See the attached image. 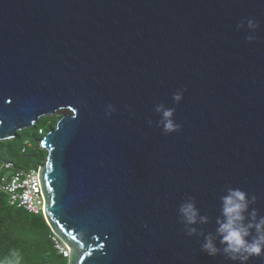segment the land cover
I'll return each instance as SVG.
<instances>
[{
  "label": "water",
  "instance_id": "water-1",
  "mask_svg": "<svg viewBox=\"0 0 264 264\" xmlns=\"http://www.w3.org/2000/svg\"><path fill=\"white\" fill-rule=\"evenodd\" d=\"M58 110L38 174L67 264H238L177 210L194 196L214 233L233 187L264 215V0H0V141Z\"/></svg>",
  "mask_w": 264,
  "mask_h": 264
},
{
  "label": "clouds",
  "instance_id": "clouds-1",
  "mask_svg": "<svg viewBox=\"0 0 264 264\" xmlns=\"http://www.w3.org/2000/svg\"><path fill=\"white\" fill-rule=\"evenodd\" d=\"M246 23L250 30L258 27V23L252 18L247 19ZM244 26V22H241L237 27L239 29ZM246 39L251 42L254 37L249 35ZM184 91L186 89L173 93L175 103L178 104L183 100ZM115 110L113 105H107L106 115L111 116ZM154 111L160 116L158 126L164 134L181 130L182 125L174 119V108L159 103ZM148 123L151 125L152 121L149 120ZM219 199L220 216L215 221V232L205 233L197 226L208 224L210 218L201 213L194 196L186 197L177 210L185 233L189 237H203L201 250L213 257L223 255L238 264H248L253 258L264 257V215L260 214L259 209L252 207L257 203L258 197L241 188L228 187ZM13 255L16 253L13 252Z\"/></svg>",
  "mask_w": 264,
  "mask_h": 264
},
{
  "label": "trees",
  "instance_id": "trees-1",
  "mask_svg": "<svg viewBox=\"0 0 264 264\" xmlns=\"http://www.w3.org/2000/svg\"><path fill=\"white\" fill-rule=\"evenodd\" d=\"M44 127L33 126L35 141L25 146L20 144L19 156L12 148L21 137L20 131L13 139L0 141V145L9 146L10 153L0 150V158H10L17 168L29 169L26 161L22 162L26 154L34 156L33 166L39 168L44 161L46 153L40 146V139L54 127L57 116H47ZM53 234L43 214H32L22 208L8 203L7 195L0 191V264H55L56 256L63 259L62 264H67L68 256L59 252L54 245ZM13 252L16 255H13Z\"/></svg>",
  "mask_w": 264,
  "mask_h": 264
},
{
  "label": "built area",
  "instance_id": "built-area-1",
  "mask_svg": "<svg viewBox=\"0 0 264 264\" xmlns=\"http://www.w3.org/2000/svg\"><path fill=\"white\" fill-rule=\"evenodd\" d=\"M38 170L17 168L12 160L0 158V191L7 195L10 205L43 214L45 200ZM53 241L57 250L66 255L67 247L56 236Z\"/></svg>",
  "mask_w": 264,
  "mask_h": 264
},
{
  "label": "rangeland",
  "instance_id": "rangeland-1",
  "mask_svg": "<svg viewBox=\"0 0 264 264\" xmlns=\"http://www.w3.org/2000/svg\"><path fill=\"white\" fill-rule=\"evenodd\" d=\"M63 113H64V110H58L54 115H56L58 117L59 115H61ZM47 119H48L47 116H43V117L39 118L38 121L35 123V126L36 127H38V126L44 127L46 125ZM33 130H34L33 127L21 130L20 131L21 137H19L17 139L16 143L12 144V148L15 150V152L18 154V156H19V150H20V144L21 143H22V145H24V143H25V146H29L35 141V136H33ZM2 148H3V151L5 154L8 155L10 153L9 146L0 145V150ZM4 159L10 160V158H8V157H5ZM21 159H22V162L23 161L27 162L28 168H34V166H33L34 156L32 155V157H31V153L26 154V156L21 158ZM55 262H56L55 264H62L63 259L61 257L56 256Z\"/></svg>",
  "mask_w": 264,
  "mask_h": 264
}]
</instances>
